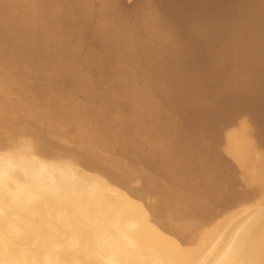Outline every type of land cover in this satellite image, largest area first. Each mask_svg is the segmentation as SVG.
<instances>
[{
	"label": "clouds",
	"instance_id": "1",
	"mask_svg": "<svg viewBox=\"0 0 264 264\" xmlns=\"http://www.w3.org/2000/svg\"><path fill=\"white\" fill-rule=\"evenodd\" d=\"M238 2L252 46L247 66L225 75L211 56L197 66L210 26L179 25L167 0H22L44 23H0V86L24 63L36 76L55 73L88 34L133 52L169 117L148 142L44 113L0 111V264H264V218L236 228L211 255L204 244L225 205L264 206V164L233 166L213 136L222 118L239 114L264 151V0ZM53 23L61 29L55 46ZM190 118L210 157L195 179L175 150V132ZM145 158L154 165L147 182L138 165ZM53 220L70 225L54 255L42 247Z\"/></svg>",
	"mask_w": 264,
	"mask_h": 264
},
{
	"label": "bare ground",
	"instance_id": "2",
	"mask_svg": "<svg viewBox=\"0 0 264 264\" xmlns=\"http://www.w3.org/2000/svg\"><path fill=\"white\" fill-rule=\"evenodd\" d=\"M165 7L169 10L170 15L181 26H188L193 29H196L202 26H210L209 27L210 45H209L208 50L203 51L204 57L200 61L203 63V66L207 63L209 56H211L215 60L217 72H219L220 69L221 70L223 69L224 63H225V66H228L226 64L227 62L225 61L236 60L238 58H240L241 60L240 62H242V63H239V64H242L241 66L242 69L247 66L249 52H250V48L252 44L246 33V29L243 25V22H241L240 20L241 17L239 13L238 0H167ZM12 11H14L15 13L11 15L12 18L7 17L10 14H8L5 17L6 13H12ZM40 16H41V13L38 8L33 6L31 9H27L26 6L22 3V0H2V2H0V23H2L5 27L10 28V26L16 25L18 21H20L21 19H24L25 17H28L31 19L34 18L33 20L35 21V18H39ZM39 19L37 20L41 22ZM42 24L43 23L41 22L38 25H42ZM224 25H229L230 27H233V26L240 27V29L241 28L243 29V32H242L243 35L239 39V42L238 41L235 42L233 38L231 39L229 37L231 35L234 37L233 34L229 36H226L227 34H224L225 36L219 34L220 32H218L217 29L218 28L220 29V27ZM50 30L52 31L51 33L53 34L52 39H50V43H52L55 46L59 42L58 33L60 32L61 29L59 25L53 23L52 27L49 28V31ZM53 31L54 32L56 31L55 35ZM84 41L85 39L81 40L79 38V43L82 44L83 49L80 47V44H79L78 50L81 48V50L84 51V54L82 57H80V55L78 56L77 54L78 52H81L80 50V51H76L77 53L75 52V54L77 55L73 54L74 56L72 55L71 57L65 58L62 61L63 64H66V66L70 65L71 68H73L76 64L79 66L81 65V68H79L78 70L75 67V70H76L75 72L68 66V68H70L73 71V74H71L70 77H62V76H65L63 75V72L61 71V68L63 66L62 63H61L62 65L57 69L55 73H50V74L42 75V76H36L33 72V69L27 63H24L15 68L13 67V69L11 70L10 74L7 77L13 80L22 78L21 80H18L20 81V84H21V81L23 82V84L21 85L19 84L20 93H22L24 89H25V92L29 91L27 90L29 88L28 85L37 86L40 83V81L43 79L47 80V82L49 83V86H47L48 88L46 90L44 89L45 84L42 86L45 91H42V89L36 88L39 90L40 95L44 98L43 100L41 97V99L43 100V102L41 101L42 103H39L40 101L37 103V101L31 100L30 97L26 98L27 100L22 99L21 101H15V100L8 99L10 98L9 97L10 94L6 93L8 92L7 90H9L7 88L9 87L11 88V85H9V82H8L9 87L7 85H6L7 88L0 87V111L6 110L14 114L44 113L54 118H60L65 121L83 122L85 126H91L100 132H103L105 129L118 130L119 132L124 133V134L142 136L145 138L146 141L151 142L156 137L160 127H162L168 122L169 117H168L167 112L164 111L160 107L158 98L157 96L154 95L155 92L148 89L146 78H144V74L146 72L144 70H140L141 64L138 61H133L131 59L133 52L131 50H128L126 46H120V47L108 49L106 46L102 45L104 49V52L102 51L103 56L101 55V57L94 58V56L96 55L92 57V55L95 54L92 51H95V50H91V45L94 46L98 42L92 36L86 39L85 42ZM99 47L100 45H98L97 49ZM118 48L120 49V51L116 53V50H118ZM92 49H94V47H92ZM99 51L100 50L98 49V53L100 54ZM219 51H226L228 54L225 55L224 57H219L218 56ZM94 60H98L99 63L95 64ZM235 63L236 62H234V65ZM92 64H95L94 65L95 67L92 66ZM234 65H231V66H234ZM96 66L101 67L103 71L102 70H101L102 72L98 71L99 76L97 75L98 78H95L94 80L95 82L92 80L95 83L94 85H93V82H92V85H90L91 83L87 84L85 81L87 79L91 81V79L89 78H91L92 76V75H89L91 72L90 73L88 72L91 71L90 68L92 69L93 67L96 70L97 68ZM86 67L89 68V71L85 70V72H83L84 69H87ZM227 68L225 69V74H228L233 71L232 69L228 70ZM59 71L62 72V76H60L61 73L59 75ZM92 71H94V69ZM67 72L71 73L70 71H67ZM69 73H67L66 76L69 75ZM189 73H190V77L193 83H195L198 79V73L195 70H189ZM8 78L7 80L5 79L6 80V82L4 81L5 83H7L8 80L10 81V79ZM4 82H3V86L5 84ZM16 82L17 81H15V83ZM68 82H70V84H72L74 88H77L79 86L81 87L83 83L84 85L86 84L89 85L87 88L88 91L86 94L90 95L91 97H94V96L101 97V98H98V100L94 97V99H96L97 105H95V103L92 100L91 101L94 104H91V103L85 104V101L84 103L82 102L77 103L76 101L74 102L72 100L73 97L71 98L67 95L71 93L70 89H68L69 91L64 89L65 91H67V93H65V96H60L59 94H57L60 91L59 88H61L65 84H68ZM41 83L39 85H42ZM86 87L87 86H84L82 88H86ZM16 88H18V86H16ZM67 88L69 87L67 86ZM77 89L73 91L76 92ZM87 89H84V90H87ZM108 89H112L111 94L109 95L107 94L108 96L106 95L102 97L101 95L102 92L106 93ZM33 90L32 92L34 94ZM11 91H13V89H11ZM30 92L31 90L29 91V93ZM82 92H86V91H82ZM1 93L3 95L6 94L8 98H5ZM20 93L16 92V94H18L17 96H20L19 95ZM61 93L63 95V92L60 91V94ZM79 94L81 97L82 93L78 92V95ZM28 96H30V94ZM153 97L154 99H151ZM90 98L88 100L86 99V101L88 102ZM12 99H15V97H13ZM37 100H39V98ZM80 101L82 100L80 99ZM146 102L148 103V105H146ZM90 104L92 105V109H94L93 112H91L92 110L89 111V109H91ZM239 116H240L239 114H233L232 116H226L222 118L216 124V128L217 126L220 128V126L223 125L224 123L229 124V125L234 123V125L233 124L232 125L236 127L237 124L235 125V122L238 121V118L239 119L242 118ZM241 122H243L241 123L242 125L246 123L245 126L246 127L248 126L247 120L242 119ZM128 125H131L133 128H136V129L129 128V130L131 131L126 130L127 129L126 127H130ZM238 126L240 127V124ZM238 126L237 128H239ZM225 127L224 129L228 128V127L227 128ZM235 127L233 128L236 130L237 134L236 132L235 133L233 132L234 134L230 133L228 135L227 133H225V131L224 132L221 131V132L223 134L225 133V135L227 134L225 136L226 138L228 137L226 139L227 142L224 143V145L226 144L225 147L229 151L228 153H231L232 157H235L237 159V161H235L236 163H233L234 162L233 160L235 159H231L233 162L230 159H228L227 155H224L221 149L219 151L220 155L225 160L229 161L233 166L240 168V169H245L249 166H259V165L264 164V151H262L256 145V143L253 142L252 137L250 138L252 141L251 140L249 141L248 138H246L248 137L247 135H250L249 126L248 128H245V129L243 127L244 130L241 127L240 129L243 131L240 133L237 131V128ZM226 131H228V129ZM213 135H216V134L214 133ZM217 144L219 145V143ZM175 150H176V154L179 158L181 165L186 170V172L189 174V176L192 177L193 179L196 178L200 169L204 167L205 165H207L210 161V157L208 156L207 152L205 151L203 147L202 142L199 139V134L197 133L196 128L194 126V122L191 118L188 120L187 124H185L183 127L176 130ZM194 155H196V157L197 155H201L199 156L201 158L200 159L198 157L193 158ZM231 155L229 156L231 157ZM138 165H139V172L144 175L146 182L149 181L151 172L154 170V165L152 164V162L145 158L143 163L138 162ZM249 204H252V206L254 205L253 208H256V207L258 208V206L259 207L261 206L256 201H251V202L233 203V204L225 205L223 207L220 223L215 229L211 230L205 237L204 244H205V247L208 249L209 255L213 254L216 250H218L223 245L221 243H224L225 240L228 238V236L232 234V232L236 229V227L243 223V221L237 222L235 224L230 223V219L233 214H235V217L232 216V219L238 217L242 213L240 210V207L243 208L247 205L249 206ZM255 205L257 206L255 207ZM234 206L236 207L233 209L239 208L241 213L240 212L238 213L240 214L237 213L238 210L236 212L233 211L232 207ZM252 206L250 205L249 206L250 208L248 207L250 209V210L248 209V211L250 212H247L249 213V216L247 214L244 215L242 213L243 216H248L247 218L251 219L249 218L250 214H252L254 210L255 211L258 210L260 212L263 211L261 214L259 213L260 216L258 218H264V210H263L264 206H261L262 208L260 207V210L253 209V212H251ZM229 209H231L230 211H233V214L232 213H230V215L225 214ZM244 209H242V211H244ZM257 213L258 212H255V214L253 213L255 218H257L258 216ZM237 214L238 216H236ZM243 216L240 215L239 217L241 218ZM251 217H253V215H251ZM247 218L245 219L247 220ZM33 224L36 227H38L39 220L34 221ZM69 228H70V225L53 220L48 229L49 241L45 242L42 245L44 250L54 255L55 254L54 246H53L54 242L58 241L63 236V234L69 230ZM254 239H257V238L254 237ZM220 244L221 246L218 247V245Z\"/></svg>",
	"mask_w": 264,
	"mask_h": 264
},
{
	"label": "rangeland",
	"instance_id": "3",
	"mask_svg": "<svg viewBox=\"0 0 264 264\" xmlns=\"http://www.w3.org/2000/svg\"><path fill=\"white\" fill-rule=\"evenodd\" d=\"M8 14H10V15L7 16ZM13 14H15L14 11H12V13H6V14H5V17L7 16L8 18H9V17L12 18L11 15H13ZM39 18H40V19H39ZM39 18H35V22L37 21V22H36L37 24H39V23H41V22L44 23V20H43L42 15H41ZM33 19H34V18H33ZM37 19H39L41 22H39ZM41 19H42V20H41ZM240 20H241V22H242V19H241V18H240ZM52 25H53V24H52ZM15 26H16V25H14V26H10V28H13V27L15 28ZM228 26H229V25H224V26L220 27V29L218 28L217 31L220 32L219 34H221V35L227 34L226 36H229V35L233 34L234 37H233L232 35L229 36V37H230L231 39L233 38V40H234L235 42H237V41L239 42V39H240L241 36L243 35V34H242L243 29H242V28L240 29V27H234V26H233V27H230V26H229V27H230V28H229ZM51 27H52V26H51ZM5 28L7 29L8 27H5ZM192 29H193V28H192ZM227 29H228V30H227ZM232 29H233V30H232ZM237 29H238V30H237ZM51 30H52V29H51ZM51 30L49 31L50 34H51V35H49L50 37H48V38H49V41H50V39H52V37H53V34L51 33V32H52ZM226 30H227V31H226ZM218 32H217V33H218ZM221 32H222L223 34H222ZM224 32H225V33H224ZM226 32H227V33H226ZM238 32H240V33H238ZM53 33H54V35H55L56 31H55V32L53 31ZM86 35H87V36H86ZM224 36H225V35H224ZM236 36H237V37H236ZM89 37H91V36H89L88 34H84V36H81L80 39H81V40H84V39H85V41H86V39H88ZM85 41H84V42H85ZM81 42H82V41H81ZM84 42H83V43H84ZM79 44H80V47L83 49L82 44H81V43H79ZM97 44L100 45V47H101V48H100V47L98 48V49L100 50V51H99L100 54L98 53V49H97L98 45H97ZM97 44H95L96 46H95V45H94V46L91 45V50H95V51H96V52H95V51H92V52L95 53V54L92 55V57H93L94 55H96V56H94V58H96V57H97V58H98V57H101V55H102V51L104 52L103 46H102L101 44H99V43H97ZM92 47H94V49H92ZM78 48H79V46H78ZM78 48L76 49V51H80V50H81V48H80L79 50H78ZM95 48H96V49H95ZM76 51H75V52H76ZM118 51H120L119 48H118V50H116V53H118ZM203 51H204V50H201V51H200V54H199V57H198V62H197V66H198V67H201V66L203 67V63L200 62V61L203 59V57H204V56H203V55H204ZM221 52H222V53L224 52V53L222 54ZM76 53H77V52H76ZM77 54H78V56L80 55V57H82L83 54H84V51L81 50V52H78ZM77 54L74 53V55H77ZM81 54H82V55H81ZM97 54H98L99 56H98ZM220 54H221V55H220ZM227 54H228V53H227L226 51H219V52H218V56H219V57H224V56L227 55ZM74 55H73V56H74ZM102 56H103V55H102ZM237 58H238V57H237ZM238 59H239V60H238ZM238 59H236V60H230V61H225V62H227L226 64H227L228 66H225V63H224V67H225V68L223 67V69H222L223 71L220 69L221 72L219 71L218 73L221 74V75H222V74L224 75V74H225V69H226L227 67H228V68H227L228 70H229V69H232L233 71H238V70L242 69V67H241L242 64H239V63H242V62H240V61H241L240 58H238ZM96 61H97V62H96ZM231 61H232L233 63H232ZM230 62H231V63H230ZM234 62H236V63H235L236 66L234 65ZM94 63H95V64H98L99 62H98V60H94ZM237 63H238L239 65H238ZM62 64H63V63H62ZM62 64H61V65H62ZM95 64H92V66H94ZM64 65H65V66H64ZM231 65H234V66H231ZM68 66L71 68L70 65H67V66H66V64H63V66H62L63 69L61 68V71L63 72V75H65V76H62V72L59 71V75H60V73H61L60 76H62V77H70V75L73 74V71H74V72L76 71V70H75V67H76L77 70H78L79 68H81V65L79 66V65L76 64L73 68H71V69L73 70V71H72L70 68H68ZM78 66H79V67H78ZM16 67H18V66H16ZM65 67H67V68H65ZM77 67H78V68H77ZM94 67H95V66H94ZM94 67H93L92 69L90 68L91 71H89V68H87V67H86L87 69H84V71H83V72H85V70H86V71L88 70V71H89L88 73H90V72L92 73V74H91V73L89 74V75H92L91 78H89V79H91V81H89L88 79L85 81L87 84H90V83H91L90 85H92V82L95 80V78H98L97 75L99 76V72H102V71H103V69H101V67H97V66H96V67H97V68H96L97 71L95 70ZM230 67H231V68H230ZM234 67H235L237 70H236ZM240 67H241V68H240ZM14 68H15V67H14ZM64 68H65V70H64ZM83 68H85V67H83ZM233 68H234V69H233ZM238 68H239V69H238ZM69 69H70V70H69ZM93 69H94V71H92ZM80 70H81V69H80ZM101 70H102V71H101ZM190 70H191V69H190ZM67 71H70L71 73H69V72H67ZM98 71H99V72H98ZM233 71H232V72H233ZM64 72H65V74H64ZM96 72H97V73H96ZM67 73H69V75L66 76ZM86 73H87V72H86ZM94 74H95V75H94ZM146 77H147V73L144 74V78H146ZM7 78H8V77H6V80H7ZM8 79H10V81L8 80L7 83H5V82H6V80H5V82H4L5 84H4V86H3V85L0 86V87H3V88H7V86H8V82H9V85H11V88L8 86L9 88H7V89H9L10 92H12V93H10L9 90L6 89V90L8 91V92H6V93H9V94H10V95L8 94L10 98H8L6 94L3 95V94L1 93L5 98L11 99V100H15V101H21L22 99L25 100L26 98H29V97H30L31 100H33V101H37V103H38L39 101H40L39 103H42V102H43L44 98L40 95L38 89H42V91H45V90L48 88L47 86H49V83L47 82V80H44V79L41 80L40 83L42 82V83H41L42 85H39V84H40V83H39V84L37 85L38 87L35 86V85H31V86L28 85L29 88H28L27 90H29V91L31 90V92H32V90L34 89V90H33V91H34V94H33V92H32V94H31V92L29 93V91H26V92H25V89L22 91V93H23V94H22V93L19 92V88H20V85L23 84V82L21 81V84H20V81H18V80H21L22 78H21V79L19 78V79H17V80H16V79L13 80V79H11V78H8ZM12 80H13V81H12ZM92 80H93V81H92ZM15 81H17V82L15 83ZM44 81H45V82H44ZM13 82H14L15 84H14ZM94 82H95V81H94ZM94 82H93V85L95 84ZM12 83H13L14 85H13ZM46 83H47V84H46ZM86 83H85V84H86ZM19 84H20V85H19ZM44 84L46 85V87H45ZM68 84H69V85H68ZM68 84H65V85H63L61 88H59V90H60L61 92H63V95H62V93L60 94V91H59V93H57V94H59L60 96H65V93H67V91H69L68 89H70V92H71L72 94L69 93V94H67V95H68L69 97H71V98L73 97L72 100H73L74 102L76 101L77 103H81V102L84 103V101H85V104H89V103L94 104V103H95V105H97V103H96V99L98 100V98H101L100 96H99V97L94 96V97L96 98V99H94V97H91L90 95H87V94H86L87 91H88L87 88H88V86H89V85H87V84L84 85V83H83V85H82L81 87H80V86L77 87L78 89H77V88H74V86H73L72 84H70V82H68ZM6 85H7V86H6ZM43 85H44V89H45V90H44L43 87H42ZM13 86H14V87H13ZM16 86H18V88H16ZM39 86H40L41 88H40ZM64 86H65L66 88H65ZM67 86H68L69 88H67ZM84 86H87V87H86V88H82V87H84ZM72 87H73V89H72ZM36 88H38V89H36ZM79 88H80V89H79ZM81 88H82V89H81ZM11 89H13V91H11ZM64 89L67 90V91H65ZM71 89H72V91H71ZM76 89H77L78 92L82 93L81 97H80V94L78 95V92H77V91H76V92L73 91V90H76ZM84 89H87V90H84ZM6 90H5V91H6ZM14 90H15V91H14ZM62 90H63V91H62ZM111 90H112V89H108V91H107L108 93H107V92H106V93L102 92V94H101L102 97L106 96L107 94H108V95L111 94V92H112ZM35 91H36V92H35ZM37 91H38V92H37ZM82 91H86V92H82ZM14 92H15V93H14ZM16 92H17V93H20L19 95H20L21 97H20V96H17L18 94H16ZM3 93H5V92H3ZM13 93H14L15 95H14ZM37 93H38L40 96H39ZM12 94H13V95H12ZM29 94H30V96H28ZM35 94H36V95H35ZM57 94H56V95H57ZM104 94H105V95H104ZM23 95H24V96H23ZM71 95H72V96H71ZM85 95H86L87 97H86ZM108 95H107V96H108ZM154 95L157 96L156 93H155ZM12 96L15 97V99H12V98H13ZM16 96H17V97H16ZM31 96H32V97H31ZM36 96H37V97H36ZM78 96H79V97H78ZM155 96H154V97H155ZM11 97H12V98H11ZM23 97H25V98H23ZM33 97H34V98H33ZM41 97H42L43 100L41 99ZM74 97H75V98H74ZM90 97L93 98V99H91ZM154 97L151 98V99H154ZM20 98H21V99H20ZM35 98H37V99L39 98V100H37V99H35ZM77 98H78V99H77ZM79 98H80L82 101H80ZM89 98H90V100H89L90 102H89V101L87 102L86 99L88 100ZM17 99H18V100H17ZM84 99H85V100H84ZM108 99H109V98H108ZM26 100H27V99H26ZM91 100H92L94 103H92ZM41 101H42V102H41ZM35 103H36V102H35ZM91 104H90V106H91L90 108H91V109H89V111L92 110L91 112H93L94 109H92V105H91ZM146 105H148L147 102H146ZM118 108H119V107H118ZM239 117H242V116H239ZM242 119L244 120L243 117L240 118V119L238 118V121L235 122V125L237 124V126L240 124V127L238 126L239 128H237V126H236V127L233 126L234 123H232L233 125H232V124L229 125V124H225V123L223 124L224 127L226 126L225 128L228 127L227 129H228L229 133H228V131H226L227 129H224L223 125H221L222 127L219 125L220 128L217 126L218 129L216 128V125H215V127H214V131H213V132L216 134V135H213V136H215L214 140H215V142L217 141L216 143H219V145H218V146L220 147V148H219V151H220V149H221V150L223 151V152H222V151H221V152H222L224 155H227L228 159H230V160H231V159H235V160H233L234 162L231 160L233 163H236L235 161H237V159H236L235 157H232L231 153H228L229 151H228L227 148L225 147L226 144L224 145V143L227 142L226 139H227L228 137L226 138L225 136H226L227 134L229 135L230 133L232 134L233 132H234V133L236 132V130H235L233 127L237 128V131H238L239 133L242 132L245 128H248L249 125L246 127V126H245L246 123L243 124V125L241 124V123H243V122H241ZM238 123H239V124H238ZM247 124H248V122H247ZM128 126H130V127H126V128H127L126 130H129V128H130V129H136V128H133L131 125H128ZM230 126H231V127H230ZM244 126H245V127H244ZM229 127H230V129L232 128L233 131H232V129L230 130ZM241 127H242V129H243V127H244V129L241 130V129H240ZM239 129H240V131H239ZM234 130H235V131H234ZM129 131H131V130H129ZM217 131H218V132H217ZM221 131H222V132L225 131V133H227V134L225 135V133L223 134ZM230 131H231V132H230ZM127 132H128V131H127ZM214 133H213V134H214ZM218 133H219V134H218ZM234 133H233V134H234ZM217 134H218V135H217ZM220 134H221V135H220ZM236 134H237V132H236ZM218 136H219V137H218ZM223 136H224V137H223ZM247 136H248V137H246V138H248V140L250 141V140H251V139H250L251 136H250V135H247ZM249 136H250V137H249ZM252 140H253V139H252ZM252 140H251V141H252ZM220 141H222V142H220ZM253 142H254V141H253ZM254 144H255V143H254ZM225 150H227V151H225ZM229 155H231L232 158H231ZM199 156H201V155H197V157L200 159L201 157H199ZM197 157H196V155L193 156V158H197ZM229 157H230V158H229ZM194 171H195V170H194ZM250 205L252 206V204H249V206H250ZM249 206L247 205V206H245V207H243V208L240 207V210H241V212H242L244 215L247 214V215L249 216V213H247V212H250V211H248V209L250 208ZM256 206H257V205H255V207H256ZM235 207H236V206L232 207V209L235 208ZM248 207H249V208H248ZM253 207H254V205L251 207V209H252L251 212H253V209H259V210H260V207H261V206H260V207L258 206V208H257V207H256V208H253ZM241 208H242V209L245 208L246 211H245V209H244V211H242ZM261 208H262V207H261ZM230 210H231V209H229L225 214L230 215V213L233 214V211L236 212L237 210H238L237 213L240 212L239 208L233 209V211H230ZM249 210H250V209H249ZM263 210H264V208H263ZM261 211H262V209H261ZM241 212H240V213H241ZM245 212H246V213H245ZM255 212H258V213H257V215H258L257 218H258V217L260 216L259 213L261 214L263 211L260 212V211H258V210H256V211L254 210L253 213L255 214ZM240 213H238V214H240ZM242 213L240 214L241 216H243ZM253 213L250 214V217H249V218H251V219H248V218H247L248 216H243V217H241V218H242V219H241V218L239 217L240 215L238 216V214H237L236 216H238L239 219H238V217L232 219V216L235 217V214H233V215L231 214L232 216H231V219H230V223H234V224H235V223H237V222H241V221H243V223H242L243 225H244V223H246V222H247V223H251V221H252V219H253V217H254V214H253ZM251 215H253V217H251ZM255 216H256V215H255ZM245 218H247V220H246ZM254 218H255V217H254ZM244 221H245V222H244ZM242 224H240V225H238V226L240 227V226H242ZM238 226H237V227H238ZM237 227H236V228H237ZM220 241H221V240H220ZM220 241H219V242H220ZM218 244H219V243H218ZM221 244H223V243H221ZM221 244L218 245V247L221 246ZM218 247H216V248H218Z\"/></svg>",
	"mask_w": 264,
	"mask_h": 264
}]
</instances>
